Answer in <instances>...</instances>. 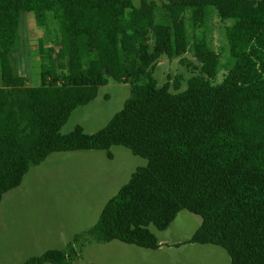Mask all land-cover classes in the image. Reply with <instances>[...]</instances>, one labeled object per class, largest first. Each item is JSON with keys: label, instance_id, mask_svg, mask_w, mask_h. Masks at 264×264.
<instances>
[{"label": "trees", "instance_id": "16d2710c", "mask_svg": "<svg viewBox=\"0 0 264 264\" xmlns=\"http://www.w3.org/2000/svg\"><path fill=\"white\" fill-rule=\"evenodd\" d=\"M0 0V204L32 166L57 152L120 146L147 160L102 210L89 235L98 243L147 250L160 245L181 211L202 219L190 243L223 248L231 264H264V0ZM207 7L225 26L234 65L215 83L219 56L203 37ZM58 29L67 74L53 73L57 54L39 41L41 85L28 87L10 57L20 49L22 15ZM132 14V15H131ZM186 17L200 32L188 40ZM130 22L131 25H130ZM128 23L130 26H128ZM202 36V37H201ZM191 50L199 75L159 86L161 57L185 63ZM110 80L131 87L123 108L94 135L81 127L62 135L74 110L96 99ZM67 264L48 251L24 264Z\"/></svg>", "mask_w": 264, "mask_h": 264}, {"label": "rangeland", "instance_id": "374dc122", "mask_svg": "<svg viewBox=\"0 0 264 264\" xmlns=\"http://www.w3.org/2000/svg\"><path fill=\"white\" fill-rule=\"evenodd\" d=\"M132 1L136 8L144 1L158 2L161 17L162 3L167 0ZM205 12L201 30L211 50L219 56L215 83H221L235 63L225 31L232 21H221L213 7H207ZM186 27L191 44L200 32L193 30L188 17ZM19 34L20 49L10 60L15 74L28 80V87L41 85L39 41L58 56L53 73L67 74V59L59 55L57 47L58 29L47 32L36 25L34 14L25 13ZM183 59L187 62L163 56L156 62L154 78L159 86L179 82L182 91L187 89V82L199 75L200 65L191 50ZM130 94L129 85L110 80L99 88L96 99L74 110L61 134L68 135L78 126L87 135L103 130L121 111ZM110 153L112 159L102 150L57 152L30 168L20 187L6 193L0 204V264H24L54 250L65 254L67 264H231L223 248L190 243L202 219L188 211H181L165 231L149 227L160 245L157 250L119 241L96 242L88 232L98 222L105 205L138 169L147 166V160L132 155L124 147L114 146Z\"/></svg>", "mask_w": 264, "mask_h": 264}]
</instances>
